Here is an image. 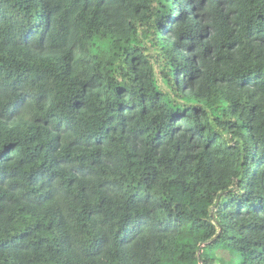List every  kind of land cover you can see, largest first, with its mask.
Returning a JSON list of instances; mask_svg holds the SVG:
<instances>
[{
	"label": "trees",
	"instance_id": "1",
	"mask_svg": "<svg viewBox=\"0 0 264 264\" xmlns=\"http://www.w3.org/2000/svg\"><path fill=\"white\" fill-rule=\"evenodd\" d=\"M0 264H264V0H0Z\"/></svg>",
	"mask_w": 264,
	"mask_h": 264
}]
</instances>
